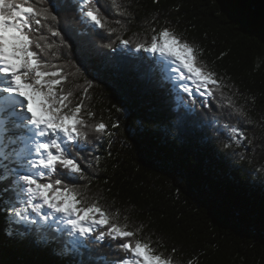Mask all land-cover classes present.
Returning <instances> with one entry per match:
<instances>
[{
  "label": "trees",
  "instance_id": "trees-1",
  "mask_svg": "<svg viewBox=\"0 0 264 264\" xmlns=\"http://www.w3.org/2000/svg\"><path fill=\"white\" fill-rule=\"evenodd\" d=\"M117 2L120 11L100 0L115 32L68 7L59 13L60 37L33 34L53 45L44 58L68 74L74 102L84 98V118L109 125L99 139L89 134L80 153L85 175L75 182L174 264H264V0ZM162 27L198 47L223 95L202 106L203 98L193 104L172 91L162 64L136 49ZM232 126L246 139L225 148ZM2 150L0 264H112L123 255L115 241L77 242L67 231L52 236L50 223L16 218L20 193L5 169L19 166Z\"/></svg>",
  "mask_w": 264,
  "mask_h": 264
},
{
  "label": "snow or ice",
  "instance_id": "snow-or-ice-1",
  "mask_svg": "<svg viewBox=\"0 0 264 264\" xmlns=\"http://www.w3.org/2000/svg\"><path fill=\"white\" fill-rule=\"evenodd\" d=\"M111 4L120 11L117 0H111ZM68 7H79L81 18L93 28L116 31L109 27L100 0H0V116L8 118L11 127L6 131L25 129L30 133L21 164L25 174H17L26 206L12 207L11 212L20 221L29 222L27 209L39 216L47 207L51 211L42 220L60 214L71 232L84 240L115 241L118 252L123 255L112 264H174L171 257L157 254L148 241L137 238L138 230L119 223L98 199L89 200L75 182L85 175L80 153L91 143L89 134L94 133L99 139L108 132L109 125L103 120L89 123L84 118V98L74 102L73 91L66 88L68 74L62 66L44 58L48 55L45 49L50 50L53 45L46 42V36L33 35L46 30L50 36L60 37L59 13ZM152 32L148 41L136 43L137 51L159 54L163 61L174 64L171 73L177 82L175 87L193 104L197 96L203 98V106L218 92L223 95V81L200 60L197 46L169 27L152 29ZM129 43L128 39L120 40L124 47ZM86 93L87 89L84 97ZM228 106L234 108L230 99ZM235 111L243 115L240 109ZM87 116L93 117L94 113L88 111ZM111 127L116 128L118 124ZM228 131L231 139L225 148H231L233 143L239 147L246 139L239 127H229ZM17 139L8 137L11 144Z\"/></svg>",
  "mask_w": 264,
  "mask_h": 264
},
{
  "label": "rangeland",
  "instance_id": "rangeland-1",
  "mask_svg": "<svg viewBox=\"0 0 264 264\" xmlns=\"http://www.w3.org/2000/svg\"><path fill=\"white\" fill-rule=\"evenodd\" d=\"M149 53H150V56L153 57L156 62L162 64V67L164 69L165 74L168 76V78H170V80L172 82V86H171L172 87V91H174L177 94L182 93L177 87H175V84L177 82L174 79V75L171 74V72H169V71H171L170 68L169 67H167V68L165 67L166 62L164 61V63H163L161 61L162 58L159 56V54L151 53V52H149ZM184 95H186V94H184ZM197 97H199V96H197ZM4 118L7 120V124L6 123L5 124L8 126V128H10L11 126L8 123V118L7 117H4ZM0 124H1V122H0ZM16 131H18V130H16ZM4 133L8 137L12 136V134H13V132L12 133L11 132H4ZM5 135H1L0 136V143L3 144L6 147L5 152L7 150L10 152L9 154H6L7 155L6 159L9 160L11 164H14V165H17V166L20 167V168H17V169H15V167L7 168V170L5 169V175L6 176H10L12 178V181L15 182L14 185L17 186V189L19 190V186H18L19 182L17 181V174H20V175L25 174V170L21 167V164H22L23 156H24V154H26V153H22L21 154V150L20 149H22L24 147V143L25 142L24 143L21 142V140H20L21 139V134L16 135V136H15V134H13L14 137H19V139H17V142L15 144L9 143L10 144L9 145L8 143H4V141H2V140L5 139ZM26 142H27V139H26ZM19 143H20V148L19 149L16 148L15 152H14L13 151L14 146H17ZM6 144H7V146H6ZM19 193L20 194L17 197V202H18V205H19L18 208H24L26 206V196L23 193H21L20 190H19ZM37 202H39V201H37ZM50 211H51L50 209H48L47 207H44L42 209L40 215L37 216L35 213H33L31 211V209H27V214H28L29 218H33V220L30 219L31 221H36V223H39V224H42V223L49 224L50 223L54 227H56V229L55 228H53V229L47 228V230H48L47 232L52 234V236H57L58 235V231L57 230H62V231L69 232V234H71L72 236L75 237L77 242L79 241V239H83L82 237H79L78 234L71 232L70 226H68V225H66V224H64L62 222V217H61L60 214H54L49 220H46V221L42 220L41 217L46 215Z\"/></svg>",
  "mask_w": 264,
  "mask_h": 264
},
{
  "label": "bare ground",
  "instance_id": "bare-ground-1",
  "mask_svg": "<svg viewBox=\"0 0 264 264\" xmlns=\"http://www.w3.org/2000/svg\"><path fill=\"white\" fill-rule=\"evenodd\" d=\"M163 59V58H162ZM166 63H168L169 64V68H170V70H171V68H173V67H175V65L174 64H171L170 63V61H168V62H166ZM169 72H171V71H169ZM172 74V73H171ZM174 75V74H173ZM0 122H1V124H0V136L1 135H5V133L4 132H13V134H15V136L16 135H19V134H21V142H25L24 143V147L22 148V149H20L21 150V154L22 153H26V151H25V144L27 143L26 142V139L28 138V136L30 135V133L29 132H27V130H25V129H13L12 131H6L7 129H9L8 128V126L6 125L7 124V120L3 117V116H0ZM6 123V124H5ZM16 130H18V131H16ZM16 131V132H15ZM12 134V136L14 137V135ZM2 141H4V143H8L9 144V140H8V136L7 135H5V139L4 140H2ZM1 144V143H0ZM1 145H3V144H1ZM10 145V144H9ZM6 146H7V144H6ZM16 148H20V143L17 145V146H14V149H16ZM11 151V150H10ZM2 153H3V150H2ZM10 152L7 150L6 151V154H9ZM3 156V155H2ZM6 157V156H5ZM19 168V167H18Z\"/></svg>",
  "mask_w": 264,
  "mask_h": 264
}]
</instances>
